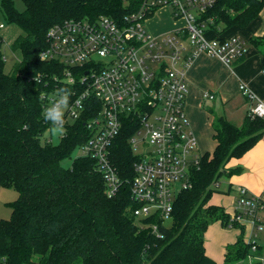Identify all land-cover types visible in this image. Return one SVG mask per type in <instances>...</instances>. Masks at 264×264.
<instances>
[{
    "label": "trees",
    "instance_id": "trees-1",
    "mask_svg": "<svg viewBox=\"0 0 264 264\" xmlns=\"http://www.w3.org/2000/svg\"><path fill=\"white\" fill-rule=\"evenodd\" d=\"M22 1L24 12L12 0H0L6 21L21 30L10 46L21 59L10 73L4 72L0 58V185L17 192L10 216L0 219V264H215L205 253V231L215 222L224 227H236L238 222L231 223L223 208L207 205L212 185L223 173L237 172L226 169V163L258 142L264 120L248 115L235 126L223 116L213 117L215 148L200 156L192 188L176 198L171 226H160L157 234L144 230L133 217L127 183L107 196L102 171L93 160L77 158L70 168L61 164L89 137L85 124L90 113L65 124L59 145L43 140L50 128L43 118L47 96L63 73L61 65L39 59L47 30L70 18L119 17L121 1ZM263 7L264 0H215L203 17L221 37L232 26H248ZM2 43L0 39V47ZM249 43L263 48L264 61V37ZM130 123L124 122L112 148L122 180L133 177L135 156L127 142L134 131ZM250 249L251 244L239 237L228 248L224 264H248Z\"/></svg>",
    "mask_w": 264,
    "mask_h": 264
},
{
    "label": "built area",
    "instance_id": "built-area-1",
    "mask_svg": "<svg viewBox=\"0 0 264 264\" xmlns=\"http://www.w3.org/2000/svg\"><path fill=\"white\" fill-rule=\"evenodd\" d=\"M120 1L119 17L70 18L49 27L39 59L63 67L47 102L56 98L58 90H71L65 124L91 114L85 124L89 137L78 147L81 157L93 160L102 171L107 196L127 183L135 221L157 234L172 220L178 195L192 188V172L202 155L196 152L186 114V71L199 54L230 66L244 56L246 42L239 36L214 35L211 20L203 16L215 0ZM163 8L181 25L154 34L146 25ZM240 94L250 101L248 115L264 120V103L242 83ZM203 98L211 100L213 95L205 92ZM129 120L134 128L127 141L135 156L133 177L122 180L112 161V148ZM212 186L218 188L217 183ZM236 203L239 208L231 223L247 220L260 229L261 201L239 188ZM248 242L247 262L253 264L256 234Z\"/></svg>",
    "mask_w": 264,
    "mask_h": 264
},
{
    "label": "crops",
    "instance_id": "crops-1",
    "mask_svg": "<svg viewBox=\"0 0 264 264\" xmlns=\"http://www.w3.org/2000/svg\"><path fill=\"white\" fill-rule=\"evenodd\" d=\"M237 27L235 35L224 36L228 38L231 36H239L246 42L244 56L234 62L226 65L218 58L211 57L206 54H199L195 57L192 64L186 71V81L188 87L186 114L190 122L191 128L198 140L201 142L202 138L209 136L213 139L212 119L213 117L223 116L226 120L235 126H241L248 116L250 101L245 99L240 94V84H245L257 98L264 103V61L263 48L250 45L249 41L254 37H264V7L255 18L246 27ZM215 35V34H214ZM209 92L213 95V99L203 98V94ZM204 101L209 103L210 109L203 108ZM218 114V115H217ZM208 153V152H205ZM212 153V152H211ZM252 164L251 167L246 165L244 160ZM229 163L225 165L226 169L237 170V172L226 175L223 180L221 193L223 197L227 194H233L231 199L236 202L238 197V189L245 188L248 195L259 198L263 204L264 210V132L258 142L248 150L242 157L237 158L234 164L228 167ZM225 195V196H224ZM212 199V196H211ZM209 201V204L219 206L218 203ZM234 199V200H233ZM220 207V206H219ZM225 211V210H224ZM229 216V211H225ZM260 213L258 219L261 221ZM250 235L248 239H242L248 242L251 238V233L254 227L247 220ZM238 222V224L240 223ZM217 223V222H215ZM212 223L211 225H214ZM220 223V222H218ZM209 225L208 228L211 226ZM231 227V226H228ZM207 228V229H208ZM214 241L204 240V249L208 257H210L215 264H224L225 255L229 247L237 241V231L234 229L227 230L224 226L214 228ZM207 238V237H206ZM207 240V241H206ZM258 245V253H261V246ZM260 248V249H259ZM258 256V255H257Z\"/></svg>",
    "mask_w": 264,
    "mask_h": 264
},
{
    "label": "rangeland",
    "instance_id": "rangeland-1",
    "mask_svg": "<svg viewBox=\"0 0 264 264\" xmlns=\"http://www.w3.org/2000/svg\"><path fill=\"white\" fill-rule=\"evenodd\" d=\"M15 8L19 11V12H24L25 10V5L23 3L22 0H12ZM0 24L3 25V28L0 29V39L3 41L2 46L0 47V54L2 55V57L4 58V65H3V69L5 73H10L13 69V66L21 59L20 53L17 52H13L11 51V44L13 43V41L16 39V37L18 35L21 34V30L14 24H10L6 21V19L4 18L2 11H1V6H0ZM180 26L181 22H173L172 18L168 12V10L166 8L160 9L158 10L154 16L151 18V20L149 21V23H147V28L150 32L154 33V34H159V33H163L166 32L172 28H174L175 26ZM237 27L236 26H232L230 28H228L225 32H224V36H229V35H235L237 33ZM204 105L203 108L205 110H209L211 106H209V103L206 101H204ZM218 115V114H217ZM67 123H70V121H68ZM189 129L192 132V134L195 136L196 138V142H197V146H196V152L198 154H204L205 152L211 153L212 152V148L214 147V141L212 140V138L210 137V135L207 137H203L201 142L198 140L197 136L195 135V133L193 132L190 122H189ZM61 137L62 136H57L55 135V133L52 131L51 127L48 128L44 134H43V140H48L51 142L52 145L56 146L59 145L60 141H61ZM82 156V152L80 150L79 147H76L72 150V152L70 153V155L68 157H66L63 161H62V166L64 168H70L73 161L77 158H80ZM235 160H237L236 157L231 158L226 165L229 163V165L231 166L232 164H234ZM246 165H248L249 167L252 166V164L250 162L245 161ZM228 165V167H230ZM226 175L223 173L219 179L216 181L218 188H216L215 186H213V194H212V199L211 202L213 203H218L219 202V206L221 208H223L225 211H229L230 214H234L235 209L239 208L237 203L235 201L231 202V199L233 198V194H227L225 197L222 196L221 190H222V186H223V180H225ZM221 189V190H220ZM17 198V192L14 188H4L0 185V219H7L10 216L11 213V204L12 202ZM231 198V199H230ZM234 200V199H233ZM208 203L207 205L209 204ZM260 218L261 221L264 222V210L260 211ZM171 220H167L165 222V224L170 227L171 226ZM221 225V223H215L214 225H211L204 233V240L207 239L210 242L214 241V228H219V226ZM222 226V225H221ZM139 227L144 229V230H148L147 227H144L143 225L139 224ZM225 229L229 230H236L238 233L237 237H242L243 239H248L249 235H250V231H249V226L247 225L246 222H240L236 227H224ZM251 234H256L257 236V243L261 246V253L257 256L255 254H252L255 256V258L253 259L255 262H258L259 260H264V223H261V228H255ZM207 237V238H206ZM206 240V241H207ZM223 264V263H222Z\"/></svg>",
    "mask_w": 264,
    "mask_h": 264
},
{
    "label": "clouds",
    "instance_id": "clouds-1",
    "mask_svg": "<svg viewBox=\"0 0 264 264\" xmlns=\"http://www.w3.org/2000/svg\"><path fill=\"white\" fill-rule=\"evenodd\" d=\"M71 95L70 89L62 88L57 91L56 98L44 108V121L58 137L66 134L64 115L69 107Z\"/></svg>",
    "mask_w": 264,
    "mask_h": 264
}]
</instances>
